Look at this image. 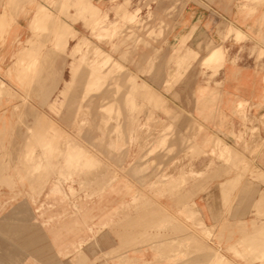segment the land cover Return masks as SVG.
Segmentation results:
<instances>
[{
	"label": "rangeland",
	"instance_id": "374dc122",
	"mask_svg": "<svg viewBox=\"0 0 264 264\" xmlns=\"http://www.w3.org/2000/svg\"><path fill=\"white\" fill-rule=\"evenodd\" d=\"M158 1L0 0V264L264 263L263 240L221 239L196 208L181 207L185 212L176 213L185 222L177 223L160 205L163 194L182 191H172L170 176L156 174V152L179 150L192 160L204 155L198 148L202 138L189 140L172 127L166 131L160 115L172 116L166 104L173 98L213 102L219 94H206L201 85L208 88L211 80L201 77L228 64L230 47L220 44L229 35L197 29L199 19L189 31L171 30L167 19L173 15L161 6L170 0ZM43 11L46 15L36 20ZM228 33L247 45L239 47L240 64L255 53L256 67L264 70V33L254 46L250 38L239 39L242 32ZM189 71L196 78L185 79ZM179 85L184 89L173 97ZM71 107L79 111L69 115ZM235 114L246 120L244 112ZM51 127L61 134L48 132ZM67 136L68 153L63 152ZM251 146L244 142L245 150ZM263 148L264 143L257 144L255 152ZM231 151L215 138L216 160L234 165ZM125 163L131 167L127 228L114 221L123 216V204L113 207L101 198L111 183L124 182ZM163 181L167 190L157 191ZM124 229L130 232V253L115 260L100 254L107 233ZM256 229L255 223L247 224L251 234Z\"/></svg>",
	"mask_w": 264,
	"mask_h": 264
},
{
	"label": "crops",
	"instance_id": "0c3cea01",
	"mask_svg": "<svg viewBox=\"0 0 264 264\" xmlns=\"http://www.w3.org/2000/svg\"><path fill=\"white\" fill-rule=\"evenodd\" d=\"M161 6L164 14L173 15L171 19H167L171 30L189 31L199 19L197 29L220 31L222 38L229 35V40L220 39V44L222 42L225 48L230 49L225 58L228 64L224 61L223 68L214 75L212 72H205V76L201 77L211 80L208 88L205 83L201 85L206 94H219L213 102L190 101V97L187 101L182 99L176 102L173 98L172 103L166 104V110L172 111V116L160 115L159 121L167 122L163 124L166 131L172 127L176 135L185 136L189 140L193 141L197 136L202 138L198 148L204 154L192 160L191 156L179 150L172 151L171 154L156 152V174H168L172 191H182L163 194L160 205L170 213L166 217L172 222H185L176 212H185L184 207L192 206L207 228H216L214 234L221 239L257 238L263 240L264 245V148L255 152L256 145L264 143V70L256 67L259 61L255 60V53L240 64L239 47L246 43L237 42L235 34L228 33L229 30L240 31L242 36L239 39L250 38L253 46L256 45L255 40H259L261 32L262 35L264 33V1L261 4L260 0H170L163 2ZM176 6L178 12L174 11ZM2 13L0 10V14ZM179 14H182L181 19H177ZM179 23L183 26H177ZM233 59L236 60L232 63ZM196 74L189 71L185 79L196 78ZM181 89L184 86L173 88V97L177 92L180 95ZM190 95L189 91L188 96ZM200 111H203L202 115L198 113ZM238 111L244 112L246 120L240 115L239 118L236 116ZM180 112L187 113L181 118ZM190 115L193 117L190 118ZM199 128H204L200 134ZM255 129L257 133L254 137L251 131ZM215 138L233 149L231 156L237 159L234 165L216 160L213 154ZM248 141L254 143L252 142L249 150H245L244 142ZM205 164L206 167L203 166ZM123 169L124 182L111 183L107 193L101 198H105L106 203L113 207L123 204V216L119 215L114 221L123 222L124 228H127L126 224H130L132 219V215L126 212L130 205L131 183L128 178L131 167L125 163ZM198 174L201 178L196 177ZM245 174L248 175L244 178ZM165 187L163 181L162 184H157L156 190H167ZM249 223H255L258 228L252 234L247 231ZM229 228L233 230L231 235L223 231ZM107 234L99 253L113 255L114 260L126 257L131 251L130 232L124 229ZM223 248L225 250L226 245ZM64 249L61 245V250Z\"/></svg>",
	"mask_w": 264,
	"mask_h": 264
},
{
	"label": "bare ground",
	"instance_id": "6f19581e",
	"mask_svg": "<svg viewBox=\"0 0 264 264\" xmlns=\"http://www.w3.org/2000/svg\"><path fill=\"white\" fill-rule=\"evenodd\" d=\"M15 1H16V0H15ZM11 2H12V1H11ZM8 3H9V2H8ZM14 4H15V3H14ZM14 4H13V5H14ZM13 5H10V6L12 7ZM79 5H80V4H79ZM81 5H82V4H81ZM86 5H87V4H86ZM11 7H10V8H11ZM14 7H16V6H14ZM40 7H41V6H40ZM83 7H84V6H83ZM80 8H81V7H80ZM38 9H39V8H38ZM65 9H66V8H65ZM81 9H82V8H81ZM10 10H11V9H10ZM41 10H42V8H41ZM14 11H15V10H14ZM66 11H67V10H66ZM15 12H16V11H15ZM37 12H38V11H37ZM37 12H36V13H37ZM46 12H47V11H46ZM63 12H64V11H63ZM63 12H62V13H63ZM11 13H12V12H11ZM13 13H14V12H13ZM5 15H6V14H5ZM45 15H46V13L43 11V12H41L40 14H38L37 16H35V17H36L35 19L38 20L39 18H41L42 16H45ZM0 16H1V15H0ZM6 17H8V16H6ZM11 18H12V17H11ZM43 18H45V17H43ZM46 18H47V17H46ZM48 18H50V17L48 16ZM7 19H8V18H7ZM3 20H4V19H3ZM11 20H12V19H11ZM11 20H10V21H11ZM13 21H14V20H13ZM43 21H44V20L41 19L40 22H43ZM60 21H61V20H60ZM5 22H6V21H5ZM38 23H39V22H38ZM2 24H3V22H2ZM39 24H40V23H39ZM44 24H46V23H44ZM44 24H43V25H44ZM47 24H48V23H47ZM50 24H51V23H50ZM50 24H49V25H50ZM52 24H53V23H52ZM34 25H35V24H34ZM0 26H1V25H0ZM47 26H48V25H47ZM52 26H53V25H52ZM43 27L45 28V25H44ZM68 27H69L68 25H67V26L65 25V27H62L63 32H65V31L67 32V30L69 31V28H68ZM33 29H34V28H33ZM65 29H66V30H65ZM36 30H37V29H36ZM42 31H44V30H42ZM63 32H62V33H63ZM63 34H64V33H63ZM41 35H42V34H41ZM49 35H50V34H49ZM44 36H45V35H44ZM62 36H63V35H62ZM65 36H66V35H65ZM56 37H57V36H56ZM37 38H38V37H37ZM43 38H45V37H43ZM57 38H58V37H57ZM54 40H55V39H54ZM61 40H62V39H61ZM65 41H66V40H65ZM42 43H43V41H42ZM24 50H27V51H28L27 48H26V49L24 48ZM108 56H109V55H108ZM208 59H209V58H208ZM208 59H207V63H208V64H210V65H212V66L215 65L216 61H215V63H213V61H211V59H209V60H208ZM102 62H103V60H102ZM108 62H109V57L106 58V59L104 60V63H105V64L108 63ZM105 64H104V66H105ZM102 65H103V64H102ZM107 65H108V64H107ZM18 66H19V65H18ZM115 66H117V65H113V66L111 67V69H112L113 67H115ZM116 68H118V67H116ZM112 70H113V69H112ZM119 70H120V69H119ZM119 70H118V71H119ZM29 71H30V70H29ZM94 71H95V70H94ZM115 71H116V74H117V69H116ZM97 72H98V71H97ZM82 74H83V73H82ZM24 75H25V74H24ZM83 76H84V75H81V78H82ZM94 76H95V75H94ZM95 77H96V76H95ZM111 77H112V76H111ZM81 78H79V79H81ZM83 78H84V77H83ZM74 81H75V80H74ZM77 82H78V81H77ZM89 83H90V82H89ZM81 85H82V84H81ZM85 85H86V83H85ZM79 86H80V85H79ZM92 87H93V86H92ZM83 88H84V87H83ZM87 88H88V87H87ZM87 88H86V89H87ZM3 91H4V90H3ZM0 94H1V93H0ZM3 95H4V94H2V96H3ZM2 96H1V97H2ZM153 100H154V99H153ZM66 103H67V102H66ZM74 103H75V102H74ZM74 103L72 104V106H76V103H75V105H74ZM75 108H76V107H74V108L71 107V108L69 109V111H70V112H69V115H71L72 112L75 113V111H73ZM72 109H73V110H72ZM76 109H78V111H79V107L76 108ZM76 112H77V111H76ZM86 113H87V112H86ZM77 114H78V112H77ZM80 114H81V113H80ZM81 116H83V115L81 114ZM80 118H81V117H80ZM75 119H76V118H75ZM82 120H83V119H82ZM82 120H80V122H82ZM74 122H75V121H74ZM165 123H167V122H164V124H165ZM85 124H86V123H85ZM152 124H153V123H152ZM162 124H163V122H162ZM162 124H161V126H160L161 128H163V125H162ZM76 125H77V124H76ZM82 125H83V124H82ZM82 125H80V126L78 125V126L81 127ZM52 129H53L52 127H51V129L48 128V132L51 131ZM139 129H140V128H139ZM141 129H142V128H141ZM54 130H55V128H54ZM55 131H56V134H58V136L61 134V132H59L58 129H56ZM55 131L52 130L51 132H55ZM149 131H150V130H149ZM156 131H157V130H156ZM156 131H155V132H156ZM57 132H58V133H57ZM188 132H189V131H188ZM113 134H114V133H113ZM115 134H116V133H115ZM29 135H30V134H29ZM53 135H54V134H53ZM116 135H117V134H116ZM116 135H115V136H116ZM55 136H57V135H55ZM113 136H114V135H113ZM60 137H61V136H60ZM67 137H68V138H67ZM67 137L64 139L65 141H63V142H66V143H64V146H63V147H64L63 152H66V151L70 148V145H71V144H70V140H71L70 137H71V136H67ZM114 138H115V137H114ZM249 139H250V138H249ZM254 140H255V139H254ZM248 142H249V141H248ZM251 142H253V141H251ZM253 143H254V142H253ZM253 143H252V144H253ZM55 145H56V144H55ZM149 145H150V144H149ZM59 146H60V145H59ZM146 146H147V145H146ZM50 147H51V146H50ZM57 148H59V147H57ZM59 149H60V148H59ZM51 150H52V149H51ZM57 150H58V149H57ZM59 151H60V150H59ZM21 152H22V151H21ZM50 152H51V151H50ZM61 152H62V151H61ZM67 153H68V151H67ZM67 153H66L65 155H67ZM60 154H61V153H60ZM81 157H82V155H81ZM81 157H80V158H81ZM82 158H83V157H82ZM79 163H80V162H79ZM35 164H36V163H35ZM206 164H207V163H206ZM206 164L203 165V166L206 167ZM208 164H209V163H208ZM100 165H101V164H100ZM41 167H42V166H41ZM100 167H101V166H100ZM173 168H174V167H173ZM199 168H200V167H199ZM192 169H193V168H192ZM204 169H206V168H204ZM194 170H195V169H194ZM95 171H97V170H95ZM98 171H99V169H98ZM190 171H191V169H190L188 172H190ZM192 171H193V170H192ZM236 171H237V170H236ZM99 173L102 174L101 177H102L103 180H104V178H105V177H104V174L101 173L100 171H99ZM97 174H98V173H96V177H97ZM109 174L111 175L110 172H109ZM170 174H171V173H170ZM191 174H192V172H191ZM194 174H195V173H194ZM188 175H189V174H188ZM198 175H199V174H198ZM77 177H78V175H77ZM92 177H94V174H92ZM167 177H168V174H167ZM190 177H191V175H190ZM192 177H193V175H192ZM196 177H197V175H196ZM110 178H111V177H110ZM114 178H115V174H114V177L111 179V181H113ZM169 178H170V177H169ZM194 178H195V177H194ZM95 179H96V178H95ZM97 179H98V177H97ZM97 179H96V180H97ZM86 180H87V179H86ZM105 181H106V180H105ZM108 181H110V180H108ZM88 182H89V181H88ZM92 182H94V181H92ZM96 182H97V181H96ZM93 185H95V184H93ZM99 188H100V187H99ZM99 191H100V190H99ZM216 193H217V192H216ZM211 195H213V194H211ZM211 208H212V207H211ZM150 212H151V211H150ZM157 215H158V214H157ZM159 215H160V214H159ZM160 216H161V215H160ZM162 217H163V216H162ZM199 225H200V224H199ZM144 226H145V225H144ZM201 226H203V225H201ZM114 231H115V230H114ZM148 231H149V230H148ZM259 238H260V237H259ZM135 239H136V238H135ZM111 252H112V251H111ZM116 252H117V251H116ZM121 252H122V251H121ZM214 252H215V251H214ZM113 253H114V252H113ZM252 253H253V252H252ZM208 254H209V253H208ZM218 255H219V254H218ZM219 257H220V256H219ZM210 263H211V262H210ZM145 264H146V263H145ZM226 264H227V263H226ZM230 264H231V263H230ZM263 264H264V263H263Z\"/></svg>",
	"mask_w": 264,
	"mask_h": 264
}]
</instances>
